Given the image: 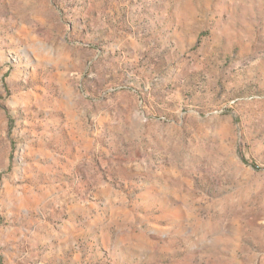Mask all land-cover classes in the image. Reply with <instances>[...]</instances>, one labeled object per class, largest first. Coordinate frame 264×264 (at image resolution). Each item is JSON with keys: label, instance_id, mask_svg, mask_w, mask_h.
I'll return each instance as SVG.
<instances>
[{"label": "rangeland", "instance_id": "rangeland-1", "mask_svg": "<svg viewBox=\"0 0 264 264\" xmlns=\"http://www.w3.org/2000/svg\"><path fill=\"white\" fill-rule=\"evenodd\" d=\"M0 264H264V0H0Z\"/></svg>", "mask_w": 264, "mask_h": 264}]
</instances>
